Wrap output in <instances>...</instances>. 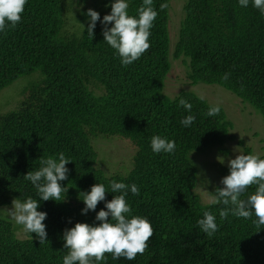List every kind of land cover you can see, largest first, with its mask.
Here are the masks:
<instances>
[{"label": "trees", "instance_id": "16d2710c", "mask_svg": "<svg viewBox=\"0 0 264 264\" xmlns=\"http://www.w3.org/2000/svg\"><path fill=\"white\" fill-rule=\"evenodd\" d=\"M112 2L28 0L22 21L0 33V91L24 76L40 74L37 83L21 90L13 109L0 105V207L17 198L39 199L24 176L39 169L42 159L64 152L72 160L66 165L68 179L62 182L68 187L65 200L40 202L38 211L47 213L44 243L35 234L18 238L13 223L0 217V264H63L64 231L76 223L92 224L104 208L101 202L96 212L82 215L80 193L96 183L108 187L113 180L138 185L140 195L129 192L128 201L134 215L151 222L153 235L135 260H117L106 253L101 264H264V229L253 223L256 217L229 214L222 220L225 206L202 204L195 193L197 171L189 154L212 146L225 154L222 147L235 139L232 122L221 107L218 115L208 116L213 105L192 92L172 98L163 93L173 62L181 60L188 84L219 86L251 105L264 122V15L251 4L240 7L238 0H184L172 48L171 0H154L159 15L151 46L139 60L122 67L115 50L104 42L100 22L91 37L85 12L78 10L86 11L89 5L102 20ZM142 2L131 0L129 14L136 15ZM162 3L168 6L160 11ZM70 16L85 29L80 25L69 34ZM180 99L192 104L191 113L179 106ZM190 114L196 120L186 128L180 121ZM154 135L175 140L176 151L153 153ZM112 136L135 148L126 174L107 175L96 167L92 140ZM244 154L251 150L245 147ZM256 187L249 186L241 199ZM113 195L107 193L106 201ZM204 211L213 213L219 226L211 237L197 224Z\"/></svg>", "mask_w": 264, "mask_h": 264}, {"label": "clouds", "instance_id": "9594fccd", "mask_svg": "<svg viewBox=\"0 0 264 264\" xmlns=\"http://www.w3.org/2000/svg\"><path fill=\"white\" fill-rule=\"evenodd\" d=\"M27 2L28 0H0V33L15 28L22 21ZM130 3L131 0H113L110 5H106L111 11L102 20L100 14L93 9L82 13L86 17L87 33L91 37L97 22H100L104 42L115 50L122 67L132 65L150 48L151 30L159 15L154 0H143L136 15L129 14ZM238 4L243 8L251 4L264 15V0H238ZM167 6V3H162L160 11ZM81 26L84 28L82 24ZM222 79L227 80L228 74ZM179 106L192 112V104L185 99L179 100ZM220 110L218 105L210 107L207 115H218ZM195 120V114H190L180 123L187 128ZM150 147L155 154H173L176 151V141L166 136L154 135ZM237 152L240 154L228 161L229 175L220 181L223 187L216 188L212 194V202L225 206L220 211L222 220L227 219L229 214L243 219L255 216L253 223L261 230L264 229V158L244 154L242 150ZM218 162L224 164V158L218 157ZM40 163L39 169L29 171L24 176L36 189L39 199L31 196L23 200L14 199L7 213L15 224L22 226L25 233L31 237L35 234L44 243L47 238V226L44 223L47 213L38 211L40 202L65 200L64 194L68 187L62 186V182L68 179L70 170L66 165L72 163V160L64 152H60L42 159ZM251 185L257 186L255 192L247 199H241ZM129 192L139 196L140 188L135 183L129 185L113 180L108 187L103 183H96L90 191L80 193L79 199L84 204L82 215H87L90 211L96 212L97 205L101 202H104V208L96 212L92 224L76 223L74 227L64 231L63 247L67 249V254L63 257V264H101L106 253H110L113 259L123 257L132 261L137 254L145 252L147 242L153 235V228L146 217L133 214L128 201ZM107 193L114 194L110 201H106ZM197 224L209 237L219 231L216 216L210 211H204Z\"/></svg>", "mask_w": 264, "mask_h": 264}, {"label": "rangeland", "instance_id": "374dc122", "mask_svg": "<svg viewBox=\"0 0 264 264\" xmlns=\"http://www.w3.org/2000/svg\"><path fill=\"white\" fill-rule=\"evenodd\" d=\"M184 0H171L169 32L171 46L177 40L180 21L182 19V8ZM88 9L91 7L88 5ZM86 9V11L88 10ZM80 12H86L78 8ZM77 18L71 17L68 20L66 30L69 34L75 33L81 25ZM187 67L181 60H175L172 69L165 80L163 93L168 97H174L182 91L192 92L198 97L207 101L210 105L221 107L227 119L232 122L233 141L226 143L222 149L212 146L200 152H191L190 161L197 171V186L195 193L200 196L202 204L212 203V191L216 186H223L220 181L229 175L228 161L235 159L244 148H249L251 154L261 156L264 153V122L260 113L248 103L242 102L236 96L216 85L197 84L190 85L186 80ZM40 80L38 72L24 76L9 87L0 91V105L4 110L15 107L14 100L21 94V90L30 87ZM16 99L15 101H20ZM10 104V105H9ZM3 111V110H2ZM242 141V145L238 142ZM94 149L98 154L96 167L103 170L107 175L126 174L132 168V159L135 148L128 140L120 139L118 136L111 138L96 137L92 140ZM239 148V149H237ZM237 149V151H236ZM218 157L224 158V164L218 162ZM9 206L0 207V217L13 223L18 238H25L22 226L15 224L8 216Z\"/></svg>", "mask_w": 264, "mask_h": 264}]
</instances>
